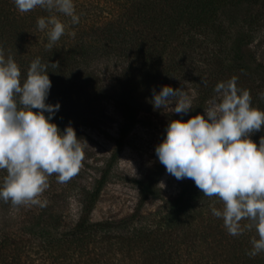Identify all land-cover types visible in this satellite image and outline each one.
<instances>
[{
	"label": "trees",
	"instance_id": "trees-1",
	"mask_svg": "<svg viewBox=\"0 0 264 264\" xmlns=\"http://www.w3.org/2000/svg\"><path fill=\"white\" fill-rule=\"evenodd\" d=\"M73 2L79 23L55 13L66 29L49 50L47 32L38 29L37 20L50 13L37 7L22 14L14 0H0V48L5 58L11 55L18 63L22 83L35 58L49 64L52 87L46 103L60 104L52 122L61 131L71 124L78 139L86 135L104 115V102L112 100L123 118L119 145L141 111L153 106V90L165 85L183 89L191 82L196 99L180 118L187 121L202 114L217 95L216 85L233 76L239 88L250 91L252 106L264 110V61L249 48L264 27V0ZM57 61L59 66L51 67ZM263 134L264 129L252 136ZM107 167L98 169L92 186H82L75 222L54 208L57 190L49 200L41 199L47 200L45 207L36 205L15 222L20 224L16 228L10 221L20 215V206L0 200V264H264V252L247 255L255 230L229 235L222 218L212 214V207L221 209L222 202L204 196L191 179L166 201L165 212L144 213L145 202L158 195L165 168L159 161L142 182L132 214L93 221ZM6 174L0 170V186ZM248 223L241 221L242 226Z\"/></svg>",
	"mask_w": 264,
	"mask_h": 264
},
{
	"label": "clouds",
	"instance_id": "clouds-1",
	"mask_svg": "<svg viewBox=\"0 0 264 264\" xmlns=\"http://www.w3.org/2000/svg\"><path fill=\"white\" fill-rule=\"evenodd\" d=\"M14 3L22 14L37 7L50 13L37 20L38 29L47 32L49 50L66 29L55 13L69 17L72 24L80 20L73 0ZM50 64L55 68L59 61ZM48 67L35 58L22 83L18 63L11 55L5 58L0 48V170L7 173L0 200L10 201L13 207H45L47 200L39 197L48 187V177L57 174V182L66 183L78 174L84 160L83 145L71 124L61 131L52 122L60 104L46 103L52 87ZM237 79L233 76L216 85L217 95L207 102L203 114L187 121L171 120L155 153L167 174L177 180L191 179L204 196L219 198L223 207H212V214L222 218L229 235H241L245 228L255 230L247 252L255 257L264 252V136L259 144L251 136L264 129V110L252 106L250 91L239 88ZM170 100H175L172 112L176 114L192 109L182 88L165 85L159 92L153 90L154 110L168 107ZM242 220L249 223L242 226Z\"/></svg>",
	"mask_w": 264,
	"mask_h": 264
},
{
	"label": "rangeland",
	"instance_id": "rangeland-1",
	"mask_svg": "<svg viewBox=\"0 0 264 264\" xmlns=\"http://www.w3.org/2000/svg\"><path fill=\"white\" fill-rule=\"evenodd\" d=\"M249 48L259 61H264V27L254 34ZM183 86V91L192 104L196 99L193 84L186 81ZM174 103L175 100H170L169 106L160 110H154V107L150 105L145 107L130 133L123 139L121 138V143L117 145L123 118L114 101H105L104 115L100 117V122L86 129L87 134L79 138L83 145L84 160L78 174L66 183H58L57 174H52L48 177L47 189L39 199H48L52 192L55 193L54 190H57L60 198L54 201V208L63 212L66 220L75 222L80 210L77 196L82 186L85 184L92 186L98 169L108 166L106 185L94 207L91 219L93 221H115L128 217L139 204L142 182L150 169L159 161L155 148L166 138L167 125L171 120L180 119L184 115L172 112V108L175 107ZM260 137L251 136V139L259 144ZM188 180L187 178L177 180L174 176L167 174L164 168L158 186V195L145 202L143 212L157 210L165 212L162 207L166 201L176 197ZM64 194L67 195L65 201ZM30 209H36V205L20 206V215L10 221L15 228L20 226L15 222L20 223L24 220ZM173 219L174 217L167 218L168 221Z\"/></svg>",
	"mask_w": 264,
	"mask_h": 264
}]
</instances>
